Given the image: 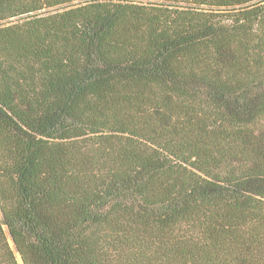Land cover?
<instances>
[{
	"label": "trees",
	"instance_id": "1",
	"mask_svg": "<svg viewBox=\"0 0 264 264\" xmlns=\"http://www.w3.org/2000/svg\"><path fill=\"white\" fill-rule=\"evenodd\" d=\"M17 255L264 264V0H0Z\"/></svg>",
	"mask_w": 264,
	"mask_h": 264
},
{
	"label": "rangeland",
	"instance_id": "2",
	"mask_svg": "<svg viewBox=\"0 0 264 264\" xmlns=\"http://www.w3.org/2000/svg\"><path fill=\"white\" fill-rule=\"evenodd\" d=\"M10 242H11V244H12V241H11V240H10ZM17 258H18V260H19V263H20V264H22V262H21V259H20L19 255H17Z\"/></svg>",
	"mask_w": 264,
	"mask_h": 264
},
{
	"label": "water",
	"instance_id": "3",
	"mask_svg": "<svg viewBox=\"0 0 264 264\" xmlns=\"http://www.w3.org/2000/svg\"><path fill=\"white\" fill-rule=\"evenodd\" d=\"M21 262H22V260H21ZM22 264H23V262H22Z\"/></svg>",
	"mask_w": 264,
	"mask_h": 264
}]
</instances>
